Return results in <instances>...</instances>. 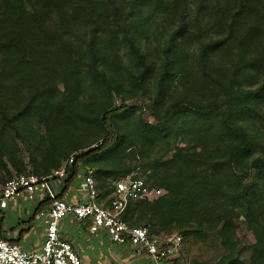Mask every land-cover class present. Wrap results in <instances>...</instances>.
<instances>
[{
	"label": "trees",
	"instance_id": "16d2710c",
	"mask_svg": "<svg viewBox=\"0 0 264 264\" xmlns=\"http://www.w3.org/2000/svg\"><path fill=\"white\" fill-rule=\"evenodd\" d=\"M207 1L0 0V180L73 155L64 188L91 167L103 200L133 174L166 192L129 202L130 226L184 241L217 229V264H264V4ZM200 17L219 34L198 36ZM150 83L154 122L125 103ZM239 216L255 238L247 262Z\"/></svg>",
	"mask_w": 264,
	"mask_h": 264
},
{
	"label": "built area",
	"instance_id": "2783aa9c",
	"mask_svg": "<svg viewBox=\"0 0 264 264\" xmlns=\"http://www.w3.org/2000/svg\"><path fill=\"white\" fill-rule=\"evenodd\" d=\"M73 160L74 156L70 155L48 175L23 173L1 185L0 208L6 207L9 200L32 199L39 192L46 194L49 204L41 247L26 250L21 244L0 237V264H83L71 242L60 235L59 222L66 217L86 222L87 231L92 234L106 232L111 242L145 255L151 264H188L181 235H150L146 227L130 226L122 216L129 202L154 201L165 194L163 188L150 186L142 177L131 174L114 181L113 192L106 199L98 200L93 168L86 167L81 177L85 198L66 200L58 197L51 183L63 182L67 166Z\"/></svg>",
	"mask_w": 264,
	"mask_h": 264
},
{
	"label": "rangeland",
	"instance_id": "374dc122",
	"mask_svg": "<svg viewBox=\"0 0 264 264\" xmlns=\"http://www.w3.org/2000/svg\"><path fill=\"white\" fill-rule=\"evenodd\" d=\"M175 1L176 0H166V4L172 5ZM228 1L229 0H208L205 3V6L210 9L219 4L224 5ZM261 2L264 4V0H261ZM197 7L198 5L190 7L191 8L189 10L190 18L193 19L195 18ZM200 19L202 20V22L200 24L201 25L200 34L198 36H204L205 32H206V36L208 34L209 36H211L212 34L218 33L216 29L211 28V26L215 24V17H212L211 20H206V18H202V17H200ZM195 44L196 42L194 41L193 45ZM254 52L256 53L257 50H254ZM179 88L180 87L178 86L177 89ZM193 89L198 91V95L202 90L197 87H194ZM194 90H192V93L197 96V92ZM206 94H207L206 91H203V96ZM152 100H153L152 83H150L146 87V90H144L142 93H138L137 95L127 99L125 103L136 105L134 116L139 120L146 122H154L155 117L153 114L155 113V109L153 107ZM120 102L121 99L115 97L114 103L119 104ZM257 126L260 129L261 133H264V125H262L261 128L260 124L258 123ZM262 142L264 144V140ZM170 155L171 152L168 153L166 156L169 157ZM129 161H133V160H129ZM85 168H86L85 166L79 167L78 174L75 178L76 181L80 180V178L82 177L85 171ZM132 173L145 177L142 172V168L140 166L134 167L132 169ZM3 182L4 181L0 180V187ZM56 182L57 181H53L51 185L54 187ZM41 194L42 192L37 193V197L40 196ZM22 199L25 200L26 198L20 197L14 200L15 202H19V200ZM30 201H32V199H30L29 202ZM21 202L18 203L19 204L18 208H15L13 210H10L8 208V210H3V212L5 211L9 213V215L12 216L13 220L14 219L17 220L18 215L22 214L23 212L22 209L25 204L24 202L22 203ZM32 214L33 211L30 212L29 217H31ZM39 219H42V216H37V221H40ZM146 219L141 220L142 221L141 223H145ZM6 222L8 223V220ZM235 222H236V234L238 239V245H237V251H234V253H236L237 255L240 254V257L245 262H247L250 255L251 245L254 243L255 238L252 231L247 228L244 218L242 216L236 218ZM149 223L150 224L155 223V220H150ZM155 224H157V222ZM33 225L35 226V220L33 222ZM169 230H172L171 231L172 234H176L177 232L176 228L174 227L169 228ZM87 243L89 244V246L85 250L86 251L85 256L86 258H90L93 261H95L96 264H151L145 255L136 253L133 251V249L129 247L119 246L116 245L115 243L112 244L109 241H103L101 239V236H97V238L94 241L92 242L87 241ZM184 244H185V254H186L185 256L187 257L188 262H190L189 264H192L193 261H196L199 264H217V262L221 258H223L225 255L228 254V250H226L225 247L220 242L217 229L206 230L203 232V236L201 237L191 236L184 241Z\"/></svg>",
	"mask_w": 264,
	"mask_h": 264
},
{
	"label": "crops",
	"instance_id": "0c3cea01",
	"mask_svg": "<svg viewBox=\"0 0 264 264\" xmlns=\"http://www.w3.org/2000/svg\"><path fill=\"white\" fill-rule=\"evenodd\" d=\"M76 181V179H74ZM81 178L76 181V184H70L64 188V183L57 181L54 185V190L58 197L70 201H81L85 198V190L82 187ZM25 198V197H24ZM30 199H22L19 202L9 200L7 206L0 208V237L11 242L21 244L26 250L38 249L41 247L44 240V220L46 210L48 208L49 199L46 194L42 192L40 196L37 194ZM24 202L23 212L18 215L17 220H13L12 216L3 210H13L18 208V203ZM21 202V203H22ZM33 211L31 217L30 212ZM37 216H42L40 221H37ZM8 220V223L6 222ZM35 220V226L33 222ZM59 232L62 237L71 242L73 249L81 258L83 264H96L90 258H86L85 250L88 248V242L94 241L97 236H101L103 241H109L106 232L99 231L97 233H90L87 231L86 222L76 220L72 217H66L59 222ZM113 244V242H111ZM118 245V244H116ZM122 246V245H119ZM128 247V246H124Z\"/></svg>",
	"mask_w": 264,
	"mask_h": 264
}]
</instances>
